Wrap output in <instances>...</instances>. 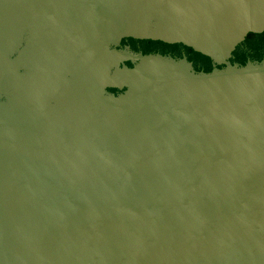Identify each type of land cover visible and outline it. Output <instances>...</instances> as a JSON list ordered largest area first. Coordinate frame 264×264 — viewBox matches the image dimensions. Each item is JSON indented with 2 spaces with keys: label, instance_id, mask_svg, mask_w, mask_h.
<instances>
[{
  "label": "water",
  "instance_id": "water-1",
  "mask_svg": "<svg viewBox=\"0 0 264 264\" xmlns=\"http://www.w3.org/2000/svg\"><path fill=\"white\" fill-rule=\"evenodd\" d=\"M75 174L52 235L36 186ZM1 232L0 264H264V0H0Z\"/></svg>",
  "mask_w": 264,
  "mask_h": 264
},
{
  "label": "flooded vegetation",
  "instance_id": "flooded-vegetation-1",
  "mask_svg": "<svg viewBox=\"0 0 264 264\" xmlns=\"http://www.w3.org/2000/svg\"><path fill=\"white\" fill-rule=\"evenodd\" d=\"M117 40H115V42H116ZM126 42V41H125ZM117 43V42H116ZM120 44V43H119ZM159 46H161L160 44H162V43H157ZM217 47V46H216ZM242 59V61L241 62H243V57L241 58ZM262 58H259V60H261ZM203 88H211V90L213 89L211 86H203ZM185 89V88H184ZM201 92H203V90H201ZM180 121V120H179ZM197 121H195L194 123H196ZM198 123V122H197ZM34 152H37V151H34ZM43 155L44 154H46L47 152L46 151H43V152H41ZM53 153V152H52ZM52 153H50V155L52 156ZM56 156H58L57 154H55ZM54 153H53V158H54ZM92 156V155H91ZM91 158H94V156H92ZM102 162H104V161H102ZM58 165H59V160L57 161H54L53 160V165H51L50 167L52 168V169H50L49 171H47V172H49V173H51V171H53V175H55L56 173H57V176H58V174L60 173V171H59V169H54V168H56V167H58ZM53 166V167H52ZM101 166V165H100ZM49 167V166H48ZM48 167L46 168V169H48ZM99 167V166H98ZM121 168L120 169H116V168H114L113 169V171L112 172H114V173H116L117 175L119 174V175H121V171H122V168H124V167H122V166H120ZM69 168H71V167H69ZM126 168H128V166L126 167ZM40 170H42V169H40ZM70 173H73V172H71V170L69 171ZM68 173V172H67ZM86 174H87V172H85ZM82 175H85L84 173H82ZM55 177V176H54ZM75 178H76V174L74 175V178H73V180H72V176L71 177H66L65 179L66 180H68L67 182L65 181V182H63V181H59L58 182V184L56 185V186H53V184H55V182L53 183V179L52 180H50V182L48 183V182H46V184H39L38 186H36V188H39L40 189V192H39V199H36V201H35V204H36V206L38 207V206H41L42 207V209H43V212H44V210L46 211V209H47V207H49L50 208V212H51V214L49 215V216H44V217H42V215H40L41 213H39L37 210H34V215H33V221L35 222V223H41L42 221H44L43 222V224H44V226H46L47 228L48 227H50L51 228V234L53 235V206H57L58 204H60L59 206H61V207H65L66 209H69V210H66V211H69V216H68V219H64V221L66 222V223H62V224H64V225H67L68 227H71L72 226V229H71V231H73V230H75V231H77L76 229H78V231H79V228H76L75 226H76V224H77V222H81V226L83 227V220H81L80 218H76L75 217V214L77 213L76 211H75V209H74V202H73V199H75V198H78V197H76V195L77 196H79V190H81V189H85L86 188V185H89L88 183L87 184H85V185H82L81 187H78V186H76V184H74L75 182H73L74 180H75ZM56 179H57V177H56ZM126 185V184H125ZM58 186V187H57ZM93 186V185H92ZM129 186H131V184L129 185ZM55 187H57V188H55ZM62 187H65V190L67 189V190H69L70 191V193H71V195H73V194H75V196L73 195L72 197L70 196V198H68V199H65V198H62V197H60L63 193L62 192H60V191H58L57 189L58 188H62ZM89 187V186H88ZM87 187V190H89V188ZM118 186H116V185H114V187H113V189L117 192V194L118 195H120V188H117ZM76 188H78L79 190H77ZM98 189V188H97ZM130 189H132V187H130ZM62 191H64V190H62ZM99 192H100V190H98ZM89 193V192H88ZM94 195L96 194V191L95 192H92ZM113 193H115V192H113ZM42 195L43 196H45L46 195V199L45 200H41V197H42ZM64 195V194H63ZM121 200H122V198H121ZM95 201V200H94ZM110 201V200H109ZM89 202V201H88ZM35 204H33V205H35ZM107 205H108V203H107ZM84 210V209H83ZM89 210V208H87L86 210H84V211H88ZM105 210V213H110V209H109V207H108V209H107V206H106V209H104ZM118 214H121V212L119 211L118 212ZM5 218H6V220L5 221H9V222H11V221H14V219L15 220H19L18 221V223L17 224H19V225H26V224H30L29 222H28V220L26 219V220H24L23 219V217H22V215H21V212L19 211V214L18 215H9V214H2ZM87 214L85 213L83 216H84V220L86 221V224H85V226H89L88 224H89V216H86ZM122 215V214H121ZM57 218H58V215H57ZM129 218H131V217H129ZM60 219H61V217H60ZM58 220V219H57ZM100 222L102 221V218L100 219V217H99V219H98ZM61 221H63V220H61ZM105 221V220H104ZM58 222H60V221H58ZM104 225H106V224H104ZM108 225V224H107ZM38 226H42V225H38ZM116 228V227H115ZM87 231L88 230H86V232H85V230L84 229H82V233H83V236L86 238L87 237ZM34 233H35V235H38V236H40L42 233H41V230H38V231H36L35 232V230L33 231ZM114 232V231H113ZM115 233H118V231L117 232H115ZM44 234H46V231H44ZM104 234H105V232H100V231H98V236L100 237L101 235H102V237L104 236ZM4 236V233H0V244H2L1 246H3V244H4V242L6 241V240H8V238H6V237H3ZM43 235V234H42ZM131 235H133V234H131ZM150 252V251H149ZM241 262V263H240ZM208 263H210V264H214V263H212V261H209ZM231 263H233V262H231ZM50 264H53V261H51V263ZM54 264H58V262H55ZM64 264V263H63ZM149 264H151V263H149ZM176 264V263H175ZM179 264H184V263H179ZM233 264H246V263H244L243 261H239V260H237L235 263H233Z\"/></svg>",
  "mask_w": 264,
  "mask_h": 264
}]
</instances>
